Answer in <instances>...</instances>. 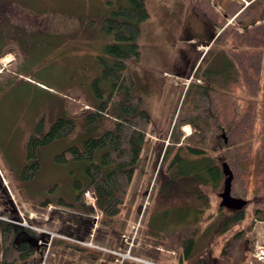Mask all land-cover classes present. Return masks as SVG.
Listing matches in <instances>:
<instances>
[{"label":"trees","instance_id":"1","mask_svg":"<svg viewBox=\"0 0 264 264\" xmlns=\"http://www.w3.org/2000/svg\"><path fill=\"white\" fill-rule=\"evenodd\" d=\"M260 7V15H264V1ZM147 16L144 0H124L110 9L101 22V28L111 34L113 39L103 47L100 73L92 78L91 92L86 91L81 83L69 85V91L80 99L82 111L58 116L48 128L44 127L41 115L25 141V161L18 174L21 183L33 179L41 169L40 149L71 134L76 118L81 116L93 122L109 114L115 119L113 129L105 130L98 136L84 137L79 145L67 146L56 154L55 160L58 162L73 160L82 165L85 180H74L77 188L74 200L68 201L63 196L54 198L47 194L26 199H31V209L34 200L36 211H40L39 207L44 209L48 203L72 210L66 213L54 208L49 211L48 219L35 221L38 225L55 227L56 231L70 238H55L44 264H112L113 255L105 249L122 247L121 234L127 217L134 211L133 200L139 196L135 186L136 176L144 174L145 166L154 164L161 153L163 167L155 179L157 184L151 219L153 221L158 214H162L164 224L169 220L172 223V218L175 219L171 230L180 231L185 260L191 258L196 248L198 224L200 216L208 207L209 194L219 199L225 177L221 162H227L229 156L236 154H225L224 148L228 145L225 139L218 143L220 124L213 120H216L214 115L210 114V118L215 124V130L208 129V119L182 116L175 122L167 145L155 143L146 146V132L154 131L155 126L141 107L139 95L133 91L130 68L139 59L140 23ZM6 52L7 49H4L0 55ZM12 76L0 77V83L13 82L15 79ZM211 88L214 87L197 85L194 94L205 95ZM67 107H70L68 102L64 111ZM184 124H190L193 128L190 136L192 142L180 140L181 126ZM0 183L2 186L1 178ZM86 192L92 195L94 206L84 201ZM217 211L220 220L216 230L219 233L244 219L243 209H228L219 205ZM93 214L98 215V224L91 237ZM253 214L255 219L264 220V205L256 208ZM0 216V264H41L43 252L38 239L45 233L31 226L36 225L32 224V219L29 220L31 225L18 223L20 217L13 206L2 205ZM250 226L237 229L227 238L220 255L229 258V261L223 264H248L252 243L246 239L245 233ZM148 230L145 227L141 245L131 248V254L157 260V248L161 246V241L150 238ZM89 239L93 245L85 243ZM231 252L236 253L233 258ZM218 263V260L214 262ZM123 264L141 263L129 258Z\"/></svg>","mask_w":264,"mask_h":264},{"label":"rangeland","instance_id":"2","mask_svg":"<svg viewBox=\"0 0 264 264\" xmlns=\"http://www.w3.org/2000/svg\"><path fill=\"white\" fill-rule=\"evenodd\" d=\"M8 1L12 2V0ZM234 1L240 6L246 0ZM263 1L256 0L247 6V9H254V14H258L256 17L261 19L256 24L260 28L264 25V15H260V4ZM14 2L19 6H17L18 12H30L32 16L28 15L27 19L30 23L29 31L21 34L26 38L24 49L18 48L15 52L17 60L11 67L15 80L0 83V178L4 187L3 189L0 183V210L2 205L15 207L20 217L18 223L27 226L31 225L30 219L33 221L32 224L36 225L38 223L35 221L48 219L49 211L54 208L66 213H71L72 210L48 203L44 209L39 207L40 211H36L34 200L32 199L31 209V199L29 201L26 199L30 196L47 194L54 198L63 196L66 200L72 201L77 192L74 180L80 182L85 180L80 162L73 160L58 162L55 160L56 154L67 146L79 145L84 137L98 136L103 131L114 128L115 119L109 114L93 122H88L81 116L76 118L75 128L71 134L40 149L42 167L34 178L25 183L18 180L19 169L25 161V141L38 118L42 115L44 127L48 128L56 117L69 112L82 111L80 99L75 98L76 95L69 91V85L81 83L86 91L91 92L92 78L100 73L103 47L113 39L111 34L102 30L101 22L111 8L123 3L124 0H14ZM248 14L246 11L240 17L246 19ZM260 48L263 56L264 45ZM6 59L7 57L3 58L0 66L9 67V62L3 65ZM134 66L130 68V76ZM263 67L264 63H261V82L255 89L260 96L256 92H247L250 87L243 88L244 91L211 93V98H208L209 94L195 96L192 80H189L187 84H184V87L189 88L182 91L170 130L157 131L155 127L154 131L146 132L148 139L146 146L155 143H164L165 146L170 142L169 135L175 122L182 116L191 115L200 117L202 120L208 119L209 130H215L213 120L217 121L220 124L218 125L220 127L218 143L225 139L228 143L224 148L225 154L228 156L236 154L229 156L227 162H230L231 165H229L233 171L232 195L247 200L243 209L244 219L223 233L217 232L220 220L217 216L220 197L218 199L216 195L209 194L208 207L200 216L198 224L196 248L191 258L185 260L182 255L180 231L171 230V224L175 223V219L172 218V223L169 220L165 224L162 214L155 215L153 221L151 219L154 210V190L157 184L155 179L163 167L161 153L154 164L145 166L144 174L136 176L135 186L139 196L133 200L134 211L127 217L122 233L133 239L132 249L141 245L145 227L149 228L147 235L150 238L161 241L158 256H162L169 264H214L217 260L218 264L227 263L229 258L225 259L220 255L227 238L237 229L249 224L251 226L246 231L245 237L250 244L252 243V247L256 242L264 243V220L255 219L253 214L256 208L264 205ZM64 91L66 93H63ZM136 94L139 95V93ZM248 95L254 97L257 95V97L247 99ZM139 97L142 103L141 95ZM67 102L70 107H67L68 111H64ZM210 114L214 115L216 120L214 118L212 120ZM181 132V141L192 142L190 136L193 128L190 124L182 125ZM139 160L141 161L142 158L140 157ZM148 177L150 179L147 184ZM88 195L91 194L88 192ZM86 199L87 193L84 195V201L87 203ZM150 219L151 222H149ZM146 220H148L147 223ZM97 224L98 215L93 214L91 228L93 232ZM36 225L31 226L45 233L41 239L50 240L48 252L55 238L70 239L56 231L55 227ZM122 234V247L105 250L109 253L117 249L125 250L127 244ZM89 240L93 245L92 240ZM234 254L236 253L231 252L232 258Z\"/></svg>","mask_w":264,"mask_h":264},{"label":"crops","instance_id":"3","mask_svg":"<svg viewBox=\"0 0 264 264\" xmlns=\"http://www.w3.org/2000/svg\"><path fill=\"white\" fill-rule=\"evenodd\" d=\"M255 1L238 6L234 0H144L148 16L140 23V55L131 76L157 131L170 130L190 76L195 90L201 84L214 87L205 93L208 98L245 87L256 92L264 63V25L258 27V14L247 9ZM160 257L154 261L169 264Z\"/></svg>","mask_w":264,"mask_h":264},{"label":"flooded vegetation","instance_id":"4","mask_svg":"<svg viewBox=\"0 0 264 264\" xmlns=\"http://www.w3.org/2000/svg\"><path fill=\"white\" fill-rule=\"evenodd\" d=\"M18 5L12 0H0V52L7 49L8 52L0 55V58L6 54H11L9 67L0 70V77H5L13 74V62L17 60L15 52L18 48L24 49L26 38L21 35L29 31L30 23L27 21L30 12H18Z\"/></svg>","mask_w":264,"mask_h":264},{"label":"built area","instance_id":"5","mask_svg":"<svg viewBox=\"0 0 264 264\" xmlns=\"http://www.w3.org/2000/svg\"><path fill=\"white\" fill-rule=\"evenodd\" d=\"M87 202L92 203L93 204V199L91 197V195H88L87 193ZM50 205V204H49ZM123 240L125 241V243L127 244V247L125 250H114L112 251V253L114 254V264H123V260L126 258H132L138 261H141L143 264H157L153 261H151L150 259H140L137 257H134L131 255V247L133 245V239L129 238L128 236L122 234ZM49 242L50 240H41L39 241V243L42 245V247L44 248V257L46 256L48 250H49ZM87 244H91V242H86ZM251 257L254 260L259 261L260 263L264 264V243H254L253 245V249H252V253H251ZM42 264H44V261H42Z\"/></svg>","mask_w":264,"mask_h":264},{"label":"water","instance_id":"6","mask_svg":"<svg viewBox=\"0 0 264 264\" xmlns=\"http://www.w3.org/2000/svg\"><path fill=\"white\" fill-rule=\"evenodd\" d=\"M221 166L225 177L223 181V188L219 192V205L228 209H242L246 205L247 200L239 196H233L231 194L233 172L226 161H222Z\"/></svg>","mask_w":264,"mask_h":264},{"label":"bare ground","instance_id":"7","mask_svg":"<svg viewBox=\"0 0 264 264\" xmlns=\"http://www.w3.org/2000/svg\"><path fill=\"white\" fill-rule=\"evenodd\" d=\"M28 210V209H27Z\"/></svg>","mask_w":264,"mask_h":264}]
</instances>
